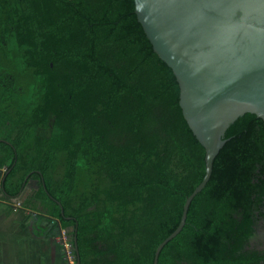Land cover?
<instances>
[{
  "label": "trees",
  "instance_id": "16d2710c",
  "mask_svg": "<svg viewBox=\"0 0 264 264\" xmlns=\"http://www.w3.org/2000/svg\"><path fill=\"white\" fill-rule=\"evenodd\" d=\"M132 0H0V169L78 264H152L203 177V149ZM264 125L244 118L156 264H264ZM264 245V244H263ZM75 248V249H74Z\"/></svg>",
  "mask_w": 264,
  "mask_h": 264
},
{
  "label": "water",
  "instance_id": "95a60500",
  "mask_svg": "<svg viewBox=\"0 0 264 264\" xmlns=\"http://www.w3.org/2000/svg\"><path fill=\"white\" fill-rule=\"evenodd\" d=\"M132 4L152 52L175 79L180 114L204 152L203 177L185 198L176 228L155 247L156 264L161 248L181 230L188 205L207 182L224 141L246 117L264 125V0Z\"/></svg>",
  "mask_w": 264,
  "mask_h": 264
},
{
  "label": "crops",
  "instance_id": "0c3cea01",
  "mask_svg": "<svg viewBox=\"0 0 264 264\" xmlns=\"http://www.w3.org/2000/svg\"><path fill=\"white\" fill-rule=\"evenodd\" d=\"M22 202L0 196V264H64L56 240L62 230Z\"/></svg>",
  "mask_w": 264,
  "mask_h": 264
},
{
  "label": "flooded vegetation",
  "instance_id": "af4514ba",
  "mask_svg": "<svg viewBox=\"0 0 264 264\" xmlns=\"http://www.w3.org/2000/svg\"><path fill=\"white\" fill-rule=\"evenodd\" d=\"M5 171V166L0 169V196L6 200H19V201H37L39 200V195L37 194V190L39 189L41 182L36 179H27L31 174H27L23 182L21 183L20 189L17 193L7 194L4 189V177L10 173V170ZM2 186V187H1ZM264 227L261 225V221L258 222L257 227L252 235V237L248 240L249 248L252 247H261L264 246Z\"/></svg>",
  "mask_w": 264,
  "mask_h": 264
},
{
  "label": "built area",
  "instance_id": "2783aa9c",
  "mask_svg": "<svg viewBox=\"0 0 264 264\" xmlns=\"http://www.w3.org/2000/svg\"><path fill=\"white\" fill-rule=\"evenodd\" d=\"M56 240L61 246L64 264H74L71 255V247L64 231L59 232Z\"/></svg>",
  "mask_w": 264,
  "mask_h": 264
},
{
  "label": "rangeland",
  "instance_id": "374dc122",
  "mask_svg": "<svg viewBox=\"0 0 264 264\" xmlns=\"http://www.w3.org/2000/svg\"><path fill=\"white\" fill-rule=\"evenodd\" d=\"M24 202V201H23ZM16 205V204H15Z\"/></svg>",
  "mask_w": 264,
  "mask_h": 264
}]
</instances>
